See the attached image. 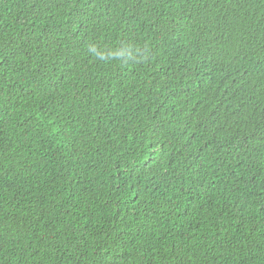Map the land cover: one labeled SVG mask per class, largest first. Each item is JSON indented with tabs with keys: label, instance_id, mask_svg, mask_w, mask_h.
<instances>
[{
	"label": "trees",
	"instance_id": "trees-1",
	"mask_svg": "<svg viewBox=\"0 0 264 264\" xmlns=\"http://www.w3.org/2000/svg\"><path fill=\"white\" fill-rule=\"evenodd\" d=\"M0 264H264V0H0Z\"/></svg>",
	"mask_w": 264,
	"mask_h": 264
}]
</instances>
